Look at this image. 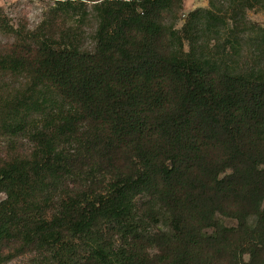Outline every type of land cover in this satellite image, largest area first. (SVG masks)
I'll return each mask as SVG.
<instances>
[{
    "label": "trees",
    "instance_id": "trees-1",
    "mask_svg": "<svg viewBox=\"0 0 264 264\" xmlns=\"http://www.w3.org/2000/svg\"><path fill=\"white\" fill-rule=\"evenodd\" d=\"M52 1L0 14V264H264V0Z\"/></svg>",
    "mask_w": 264,
    "mask_h": 264
},
{
    "label": "rangeland",
    "instance_id": "rangeland-1",
    "mask_svg": "<svg viewBox=\"0 0 264 264\" xmlns=\"http://www.w3.org/2000/svg\"><path fill=\"white\" fill-rule=\"evenodd\" d=\"M53 5L52 0H0V14L5 20L13 26H27L34 28L39 22L49 14L50 7ZM198 7H208V0H183V9L179 13L176 27H180L186 14ZM249 20L264 24L263 12L248 11ZM83 39L82 43L85 47L92 44L91 32L92 24H84L81 26ZM4 41H10L11 38L1 36ZM0 146L4 149V145L0 142ZM4 198V194L0 193V200Z\"/></svg>",
    "mask_w": 264,
    "mask_h": 264
}]
</instances>
